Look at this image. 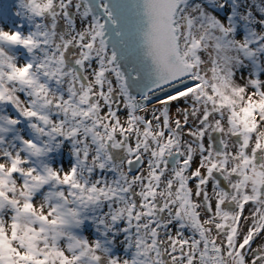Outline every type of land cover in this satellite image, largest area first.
Here are the masks:
<instances>
[{
	"label": "snow or ice",
	"instance_id": "obj_1",
	"mask_svg": "<svg viewBox=\"0 0 264 264\" xmlns=\"http://www.w3.org/2000/svg\"><path fill=\"white\" fill-rule=\"evenodd\" d=\"M0 264H264V0H0Z\"/></svg>",
	"mask_w": 264,
	"mask_h": 264
}]
</instances>
